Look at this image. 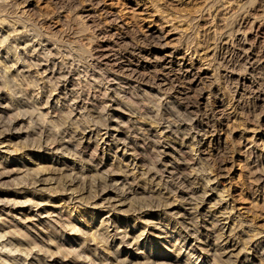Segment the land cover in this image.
Returning <instances> with one entry per match:
<instances>
[{
	"label": "rangeland",
	"instance_id": "1",
	"mask_svg": "<svg viewBox=\"0 0 264 264\" xmlns=\"http://www.w3.org/2000/svg\"><path fill=\"white\" fill-rule=\"evenodd\" d=\"M0 8V19L19 24L0 26V203L14 201L0 219L17 234L8 264H264V0ZM156 98L165 120H193L155 123ZM103 106L107 128L89 125ZM37 165L50 168V181L31 175ZM62 204L87 213L76 225L83 237L52 209Z\"/></svg>",
	"mask_w": 264,
	"mask_h": 264
},
{
	"label": "bare ground",
	"instance_id": "2",
	"mask_svg": "<svg viewBox=\"0 0 264 264\" xmlns=\"http://www.w3.org/2000/svg\"><path fill=\"white\" fill-rule=\"evenodd\" d=\"M206 3V2H205ZM215 5V4H214ZM218 6V5H217ZM219 6H220V8H221V10H224V11H226V10H229L230 8H231V3L230 2H219ZM218 6V7H219ZM212 7V6H211ZM214 8V7H213ZM210 9V8H209ZM215 10V9H214ZM237 12V11H236ZM239 12V11H238ZM237 14V13H236ZM234 16V15H233ZM244 16V15H243ZM218 18V17H217ZM227 19V18H226ZM223 20H225V19H223ZM224 22V21H223ZM231 22H233V21H231ZM225 24H226V20H225V22H224ZM17 24L18 23H10V22H6V23H3V24H0V26L1 27H6L7 28V30H8V32H16L17 31ZM19 25V24H18ZM227 26V25H226ZM18 32H20V30H18ZM17 32V33H18ZM21 33H22V31H21ZM9 34V33H8ZM13 34V33H12ZM19 34V33H18ZM10 35H11V33H10ZM14 35H16V33L14 34ZM19 35H22V34H19ZM7 36H9V35H7ZM16 36H18V35H16ZM10 37V36H9ZM9 37H6V38H9ZM6 38H4V39H6ZM18 41V40H17ZM14 42V41H13ZM15 42H16V40H15ZM2 43H4V42H2ZM19 43V42H18ZM17 44V43H16ZM1 45H3V44H1ZM2 47V46H1ZM11 48V47H10ZM13 48V47H12ZM22 49V48H21ZM106 51V50H105ZM104 51V52H105ZM8 52H10L9 50H8ZM16 55V54H15ZM112 55V54H111ZM167 55V54H166ZM19 56V55H18ZM106 56V55H105ZM108 56H110V55H108ZM113 56V55H112ZM116 56V55H115ZM172 56V55H171ZM167 57H170V55L169 56H167ZM186 57V56H185ZM7 58V57H6ZM105 59H108V57H104ZM171 58V57H170ZM171 59H173V58H171ZM182 59V58H181ZM180 59V60H181ZM185 59V58H184ZM188 59V58H187ZM113 60V59H112ZM114 61V60H113ZM16 62V61H15ZM169 63H170V61H169ZM174 63V62H173ZM191 63V62H190ZM187 64V63H186ZM185 64V65H186ZM14 65V64H13ZM23 65V64H22ZM117 65V64H116ZM119 65V64H118ZM181 65V64H180ZM170 66V65H169ZM178 66V65H177ZM187 66V65H186ZM16 67V66H15ZM24 67V66H23ZM181 67H183V66H181ZM11 68L13 69V67L11 66ZM116 68V67H115ZM122 68V67H121ZM189 68V67H188ZM196 68V67H195ZM194 68V69H195ZM120 69V68H119ZM193 69V68H192ZM24 70V69H23ZM116 71V70H115ZM196 71V70H195ZM132 72V71H131ZM186 72H188V70L186 71ZM114 73V72H113ZM199 73H200V70H199ZM186 74V73H185ZM197 74V73H196ZM189 76H191V75H189ZM183 77H184V75H183ZM193 77V76H192ZM193 81V80H192ZM44 117V116H43ZM16 121V120H15ZM30 127V126H29ZM114 129V128H113ZM112 130V129H111ZM118 130V129H117ZM107 131V130H106ZM2 133V132H1ZM3 133H4V131H3ZM6 133V132H5ZM4 133V134H5ZM107 133V132H106ZM3 134V135H4ZM7 134V133H6ZM15 134V133H14ZM97 134V133H96ZM99 134V133H98ZM105 134V133H104ZM164 134V133H163ZM85 135V134H84ZM90 135V134H89ZM161 136H162V134H160ZM105 136V135H104ZM103 136V137H104ZM160 136V137H161ZM90 137V136H89ZM98 137H99V135H98ZM97 137V138H98ZM184 137V136H183ZM195 137V136H194ZM114 138V137H113ZM188 138V137H187ZM4 138H3V136H2V138H0V146H2V144H4L3 142H1V140H3ZM85 139V138H84ZM96 139V138H95ZM205 139V138H204ZM100 140V139H99ZM115 140V139H114ZM207 140V139H206ZM63 141V140H62ZM97 141V140H96ZM103 141V140H102ZM101 141V142H102ZM67 142V141H66ZM65 142V143H66ZM82 142H83V140H82ZM99 142V141H98ZM109 142H111V141H109ZM69 144H70V142H68ZM203 143V142H202ZM59 144H61V143H59ZM62 144H63V142H62ZM183 144V143H182ZM53 145V144H52ZM56 145V144H55ZM109 145V144H108ZM114 145V144H113ZM201 145V144H200ZM60 146V145H59ZM63 146V145H62ZM110 146V145H109ZM65 147V146H64ZM124 148V147H123ZM1 147H0V151H1ZM4 149H6V151L8 152L9 151V147L6 145V146H4ZM63 149H65V148H63ZM12 151H10V153H11ZM107 153V152H106ZM7 153H5V155H6ZM9 154V153H8ZM15 154V153H14ZM57 154V153H56ZM125 154V153H124ZM166 154V153H165ZM2 158H5V157H2ZM25 158V157H24ZM134 159V158H133ZM20 160V159H19ZM129 160H130V158H129ZM3 161H1L0 163H2ZM22 162V161H21ZM5 163L6 164H9V163H11V160L9 159L8 160V158H6L5 159ZM26 164V163H25ZM129 164V163H128ZM23 165V164H22ZM124 165H126V164H124ZM6 166V165H5ZM136 166V165H135ZM24 167V166H23ZM83 168V167H82ZM96 168V167H95ZM29 169V168H28ZM50 169V168H49ZM48 168L46 169V168H44L43 166H39V165H37V167H35L34 169H31L34 173L32 174L31 173V175H33V176H40L41 178L42 177H44V178H42V182L43 183H46L47 181H50V178H45V175L46 176H49V175H51V173H53L52 171H50ZM15 170H17V169H15ZM15 170H13V172H16ZM30 170V169H29ZM58 170V169H57ZM95 170V169H94ZM133 170V169H132ZM18 171V173L16 172V174H19V173H22V172H19V171H21V170H17ZM23 172L25 171L26 172V169L24 170H22ZM31 171V172H32ZM49 171V172H48ZM82 171V170H81ZM24 172V173H25ZM29 172V171H28ZM30 173V172H29ZM28 173V174H29ZM116 173V172H115ZM25 175H27V173L25 174ZM30 175V174H29ZM30 175V176H31ZM56 175V174H55ZM53 176V175H52ZM75 176V175H74ZM122 176H124V175H122ZM127 176V175H126ZM111 177V176H110ZM117 177V176H116ZM120 177V176H119ZM128 177V176H127ZM37 178H39V177H36V179ZM73 178V177H72ZM77 178V177H76ZM80 178V177H79ZM104 178H106V177H104ZM186 178V177H185ZM188 178V177H187ZM189 178H190V176H189ZM70 179V178H69ZM108 179V178H107ZM125 179V178H124ZM38 180V179H37ZM54 180V179H53ZM77 180V179H76ZM75 181V180H74ZM102 181V180H101ZM108 181V180H107ZM111 181V180H110ZM215 181V180H214ZM105 182V181H104ZM126 182V181H125ZM101 183V182H100ZM99 183V184H100ZM70 184H71V182H70ZM102 184V183H101ZM37 185H39V184H37ZM107 185V184H106ZM106 187V186H105ZM105 187H102V188H105ZM112 187V186H111ZM114 187V186H113ZM116 187V186H115ZM21 188V187H20ZM25 188V187H24ZM23 188V189H24ZM1 189V188H0ZM51 190H48V191H50V195L52 194L51 192L55 189V187L54 188H50ZM115 189V188H114ZM117 189V188H116ZM30 190V189H29ZM68 190V189H67ZM108 190V189H107ZM28 191V190H27ZM65 191V190H64ZM63 191V192H64ZM111 191V190H110ZM116 191V190H115ZM119 191H123V190H120L119 189ZM127 191V190H126ZM74 192V191H73ZM104 192V191H103ZM106 192V191H105ZM104 192V193H105ZM22 193H25V192H21V194ZM30 193V192H29ZM70 193V192H69ZM128 193V192H127ZM16 194V193H15ZM34 194H35V192H34ZM63 194V193H62ZM103 194V193H102ZM119 194V193H118ZM122 194V193H121ZM64 195V194H63ZM71 195V194H70ZM115 195V194H114ZM123 195L124 196H126V195H128V194H124L123 193ZM73 196V195H72ZM99 196H101V195H99ZM103 196V195H102ZM116 196V195H115ZM70 197V196H69ZM68 197V198H69ZM77 197V196H76ZM118 197V196H117ZM103 198V197H102ZM122 198V197H121ZM120 198V199H121ZM219 198V197H218ZM120 199H117V200H119L118 201V206H120ZM126 199V198H125ZM29 200V199H28ZM76 200V199H75ZM116 200V201H117ZM122 200V199H121ZM177 200V199H176ZM176 200H174V201H176ZM222 200V199H221ZM1 201V200H0ZM9 202H11L12 203V201L11 200H8ZM26 201V200H25ZM30 201V200H29ZM78 201V200H77ZM80 201V200H79ZM107 201H109V198H108V200H105V202H107ZM114 201V200H113ZM126 201V200H125ZM183 201V200H182ZM1 202H3V201H1ZM4 202H5V200H4ZM14 202V201H13ZM19 202V201H18ZM28 202V201H27ZM68 202V201H67ZM97 202V201H96ZM105 202H104V204H105ZM111 202H112V200H111ZM110 202V203H111ZM115 202V201H114ZM176 202H178V201H176ZM11 203H6V204H1L0 203V208H1V211L2 212H5V211H9L10 212V209L12 208V204ZM25 203V202H24ZM66 203V202H65ZM74 203V202H73ZM82 203V202H81ZM116 203V202H115ZM13 204H18V203H16V201H15V203H13ZM23 204V203H22ZM28 204L30 205V203L28 202ZM78 204V203H77ZM80 204V203H79ZM107 204H108V202H107ZM179 204V203H178ZM187 204H189L188 202H187ZM19 205H21L20 204V202H19ZM19 205H18V207H19ZM25 205V204H24ZM65 205V204H64ZM68 206H69V204H67ZM103 205V204H102ZM102 205H100V206H102ZM173 205H174V202H173ZM172 204L170 205L171 207L173 206ZM176 205V204H175ZM181 205V204H180ZM17 206V205H16ZM22 206V205H21ZM74 206V205H73ZM94 206V205H93ZM92 206V207H93ZM100 206H99V208H100ZM116 206H117V204L116 205H114V208L116 209ZM24 207V206H23ZM76 207H78V206H76ZM96 207V206H95ZM111 207H113L112 205H111ZM198 207V206H197ZM69 208V207H68ZM75 208V207H74ZM97 208V207H96ZM108 208V207H107ZM106 208V209H107ZM194 208V207H193ZM192 208V209H193ZM216 208V207H215ZM226 208V207H225ZM231 208V207H230ZM52 209L54 210V212L55 213H58L59 215H61V216H63L64 217V219L63 220H65V222H67V226H68V230H71V233L72 232H75V233H77L78 232V228L76 227V225L77 224H84L85 222L83 221V219H84V217L86 216V214L87 213H85V212H80V210L78 209V208H76V209H67L66 208V206H63V204L62 205H57V206H53L52 207ZM104 209H105V207H104ZM109 209H110V206H109ZM191 209V210H192ZM185 210V209H184ZM216 210V209H215ZM220 210V209H219ZM230 210H232V209H230ZM33 211V210H32ZM114 211H116V210H114ZM145 211V210H144ZM211 211H213V210H211ZM211 211H209V213L211 212ZM218 211V210H217ZM138 212V211H137ZM139 212H140V210H139ZM146 212V211H145ZM194 212V211H193ZM225 212V211H224ZM228 212V211H227ZM226 212V213H227ZM232 212V211H231ZM34 213V212H33ZM136 213V212H135ZM141 213V212H140ZM178 213V212H177ZM180 213V212H179ZM190 213H192V212H189V214ZM212 213H214V211L212 212ZM220 213V212H219ZM229 213V212H228ZM234 213V212H233ZM232 213V214H233ZM3 214V213H2ZM41 214V213H40ZM51 214V213H50ZM53 214V213H52ZM109 214H111L110 216H113L114 215V213H113V210L111 209L110 210V213ZM137 214V213H136ZM174 214V213H173ZM217 214V213H216ZM222 214V213H221ZM9 215V214H8ZM27 215V214H26ZM138 215V214H137ZM192 215V214H191ZM210 215V214H209ZM7 216V215H6ZM46 216H48V215H46ZM50 216V215H49ZM178 216V215H177ZM179 216H180V214H179ZM178 216V217H179ZM220 216V215H219ZM223 216V215H222ZM13 218H12V220H14V219H17L15 216H12ZM56 217V216H55ZM60 217V216H59ZM93 217V216H92ZM90 218V219H93L94 220V217L93 218ZM175 217V216H174ZM173 217V218H174ZM218 217V216H217ZM226 217V216H225ZM224 217V218H225ZM237 217V216H236ZM172 218V217H171ZM211 218V217H210ZM237 218H239V217H237ZM27 220L29 219V218H26ZM32 219V218H31ZM140 219V218H139ZM175 219H177V218H175ZM174 219V220H175ZM213 219V218H212ZM30 220V219H29ZM28 220V221H29ZM36 220V219H35ZM49 220H50V218H49ZM109 220V219H108ZM231 220V219H230ZM237 220V219H236ZM19 221V220H18ZM26 221V220H25ZM31 221V220H30ZM61 221V220H60ZM112 221V220H111ZM219 221V220H218ZM243 221V220H242ZM55 222V221H54ZM75 222V223H74ZM103 222V221H102ZM106 222V221H105ZM139 222V221H138ZM141 222V221H140ZM22 223V222H21ZM20 223V224H21ZM25 223V222H24ZM23 223V224H24ZM32 223H33V221H32ZM111 223V222H110ZM59 224V223H58ZM108 224V223H107ZM180 224V223H179ZM218 224V223H217ZM222 224V223H221ZM230 224V223H229ZM10 225V223L5 219V220H3V219H0V228H2V227H4V228H8L9 230L8 231H4L3 232V234H0V264H8V262H9V260H10V258H12V252H13V250L12 249H6L7 248V245H8V243H7V241L8 240H10V242L12 241L11 239H13L12 238V236H11V232H13V237L15 236V235H17V234H15L14 233V231H12L10 228H11V226H9ZM63 225V224H62ZM102 225V224H101ZM113 225V224H112ZM233 225V224H232ZM239 225H240V223H239ZM239 225H237V226H239ZM242 225V224H241ZM135 226V225H134ZM217 226V225H216ZM216 226H213V228L214 227H216ZM226 226H227V223H226ZM230 226V225H229ZM246 226V225H245ZM250 226V225H249ZM28 227V226H27ZM27 227H26V229H27ZM60 227H61V225H60ZM63 227L65 228V226L63 225ZM105 227V226H104ZM107 227H109V226H107ZM114 227V226H113ZM112 227V228H113ZM145 227V226H144ZM151 227H153V226H151ZM181 227V226H180ZM218 227V226H217ZM233 227V226H232ZM14 227H12V229H13ZM22 228V227H21ZM53 228V227H52ZM63 228V229H64ZM103 228V227H102ZM150 228V227H149ZM154 228V227H153ZM189 228V227H188ZM220 228V227H219ZM230 228V227H229ZM237 228H239V227H237ZM243 228H244V226H243ZM246 228V227H245ZM30 229V228H29ZM61 229H62V227H61ZM100 229V228H99ZM108 229V228H107ZM116 229H117V227H116ZM119 229V228H118ZM148 229V228H147ZM156 229V228H155ZM181 229H182V227H181ZM206 229H208V228H206ZM212 229V228H211ZM248 229V228H247ZM49 230H51V229H49ZM54 230V229H53ZM65 230H67V229H64L63 231H65ZM109 230V229H108ZM125 230H126V228H125ZM124 230V231H125ZM144 230V229H143ZM192 230V229H191ZM225 230V229H224ZM231 230H235V229H231ZM230 230V231H231ZM241 230V229H240ZM254 230V229H253ZM252 230V231H253ZM3 231V230H2ZM55 231V230H54ZM62 231V230H61ZM100 231V230H99ZM117 231V230H116ZM116 231H114V232H116ZM187 231V230H186ZM217 231V230H216ZM230 231L228 232V234L230 233ZM236 231V230H235ZM238 231V230H237ZM242 231V230H241ZM244 231V230H243ZM105 232V231H104ZM120 232V231H119ZM146 232V231H145ZM207 232V231H206ZM224 232V231H223ZM256 232V231H255ZM52 233V232H51ZM56 233V232H55ZM70 233V234H71ZM86 233H88V232H85V234ZM117 233V232H116ZM120 233H123V232H120ZM125 233V232H124ZM185 233V232H184ZM252 233V232H251ZM258 233V232H257ZM15 234V235H14ZM78 234H79V232H78ZM84 234V235H85ZM89 234H91V233H89ZM89 234H88V236H89ZM93 234V233H92ZM115 234V233H114ZM117 234H119V233H117ZM126 234V233H125ZM124 234V235H125ZM145 234V233H144ZM227 234V233H226ZM227 234V235H228ZM232 234V233H231ZM239 234V233H238ZM245 234H247V232L245 233ZM47 235V234H46ZM53 235V234H52ZM80 235V234H79ZM78 235V236H79ZM83 235V234H82ZM120 236H121V234H119ZM187 235H188V233H187ZM230 235V234H229ZM233 235V234H232ZM242 235V234H241ZM249 235H250V233H249ZM253 235H255V236H257V238H258V234H253ZM19 236H20V234H19ZM19 236H17V237H19ZM38 236V235H37ZM87 236V234L85 235V237ZM91 236V235H90ZM93 236H94V234H93ZM126 236V235H125ZM147 236V235H146ZM251 236V235H250ZM260 236V235H259ZM262 236H264V235H262ZM46 237V236H45ZM81 237H83V236H79V238H81ZM112 237V236H111ZM181 237H183V236H181ZM191 237V236H190ZM219 237H221V236H219ZM218 237V238H219ZM232 237H234V236H232ZM246 237V236H245ZM247 237H248V235H247ZM20 238V237H19ZM38 238H39V236H38ZM90 238V237H89ZM91 238H93L92 236H91ZM124 238V237H123ZM126 238V237H125ZM256 238V239H257ZM261 238V237H260ZM96 239V238H95ZM120 240L119 241H121V237L119 238ZM128 239V238H127ZM140 239V238H139ZM252 239V238H251ZM255 239V238H254ZM259 239V238H258ZM20 240H21V238H20ZM40 240H42V238L40 239ZM50 240V239H49ZM86 240V239H85ZM97 240V239H96ZM126 240V239H125ZM137 240V239H136ZM229 240V239H228ZM241 240V239H240ZM243 240V239H242ZM250 241V239L248 238V239H246L245 240V242L246 241ZM253 240V239H252ZM262 240H264V239H262ZM15 241V240H14ZM93 241V244H94V246H97L98 248H100L99 246H98V243L96 242V241H94V239L92 240ZM113 241V240H112ZM43 242V241H42ZM45 242V241H44ZM83 242H84V240H83ZM86 242V241H85ZM218 242V241H217ZM251 242V241H250ZM253 242V241H252ZM251 242V243H252ZM262 242V241H261ZM48 243H49V241H48ZM87 243H89V242H87ZM123 243V242H122ZM128 243V242H127ZM145 243H146V241H145ZM248 242H246V244H247ZM255 243V242H254ZM260 243V242H259ZM52 244V243H51ZM50 244V245H51ZM86 244V243H85ZM84 243H83V245H85ZM120 244V243H119ZM136 244H137V242H136ZM226 244V243H225ZM246 244H245V247H246ZM263 244V243H262ZM81 245V244H80ZM147 245V244H146ZM216 245V244H215ZM227 245V244H226ZM249 245V244H248ZM258 245V244H257ZM261 245V244H260ZM28 246V245H27ZM92 246V245H91ZM105 246V245H104ZM142 246V245H141ZM29 247H30V245H29ZM236 247V246H235ZM235 247H234V249H235ZM88 248V247H87ZM86 248V249H87ZM184 248V247H183ZM227 248V247H226ZM238 248H241V247H239L238 246ZM238 248H236V249H238ZM242 248H244V247H242ZM17 249V248H16ZM42 249V248H41ZM96 249V248H95ZM257 249H258V247H257ZM22 249H20V251H21ZM35 250V249H34ZM33 250V251H34ZM92 250V249H91ZM119 250V249H118ZM241 250V249H240ZM18 251V249L15 251V252H17ZM19 251V252H20ZM23 251H24V249H23ZM23 251H21V253L23 252ZM36 251V250H35ZM42 251H44V250H42ZM153 251V250H152ZM183 251V250H182ZM243 251H244V249H243ZM18 252V253H19ZM29 252V253H28ZM37 252V251H36ZM45 252V251H44ZM47 252V251H46ZM107 252V251H106ZM229 252V251H228ZM30 254L31 252L30 251H26V254ZM41 253V252H40ZM83 253V252H82ZM152 253V252H151ZM35 254V256H41V255H38L37 253H34ZM42 254H43V252H42ZM45 254V253H44ZM107 254V253H106ZM216 254V253H215ZM264 254V253H263ZM18 255V254H17ZM108 255V254H107ZM120 255V254H119ZM140 255V254H139ZM241 255V254H240ZM19 256V255H18ZM26 256V255H25ZM24 256V257H25ZM30 256V255H29ZM184 256V255H183ZM17 257V256H16ZM23 257V258H24ZM43 257V256H42ZM15 258V257H14ZM21 258V257H20ZM52 259V258H51ZM16 261H18V260H16ZM22 261H24V260H22ZM34 261H36V257L34 258ZM123 261V263H125L124 262V259L122 260ZM127 261V260H126ZM21 262V261H20ZM216 262V261H215ZM263 262V261H262ZM10 263H11V260H10ZM15 263V262H14ZM27 263V262H26ZM25 263V264H26ZM36 263V262H35ZM128 263V261L125 263V264H127ZM261 263V262H260ZM20 264V263H19ZM37 264V263H36ZM86 264V263H85ZM117 264H119L118 263V261H117ZM130 264V263H129Z\"/></svg>",
	"mask_w": 264,
	"mask_h": 264
},
{
	"label": "clouds",
	"instance_id": "3",
	"mask_svg": "<svg viewBox=\"0 0 264 264\" xmlns=\"http://www.w3.org/2000/svg\"><path fill=\"white\" fill-rule=\"evenodd\" d=\"M8 0H0V5H4L7 4ZM6 13V10L3 8H0V17H3ZM7 21L4 19H0V24L6 23ZM123 99V98H122ZM130 103V101H129ZM160 103V98H156L155 103L152 105L153 107L156 108V115L153 117H149V119L153 120L155 123L157 124H165L166 126L169 125V123H180V122H188L191 123V121L193 120V116L191 114H180V113H176V118H173L171 121L165 120L162 116L159 115L160 112V108L158 107ZM107 107L108 106H103L101 108H99V117L97 119H93L88 121L89 125H96L102 128H107V120L108 117L107 115H105V113L107 112ZM23 114V113H22ZM117 123H119V121H117ZM56 129V125H52L51 131L54 133ZM41 133H37V139L39 140ZM55 140L54 139H50L49 143H54ZM82 259H87V257H81Z\"/></svg>",
	"mask_w": 264,
	"mask_h": 264
}]
</instances>
